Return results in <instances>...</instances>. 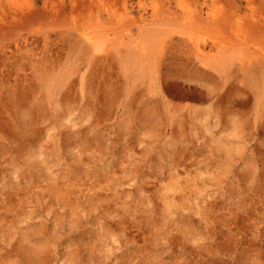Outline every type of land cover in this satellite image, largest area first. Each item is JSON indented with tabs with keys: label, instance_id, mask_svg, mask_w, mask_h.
<instances>
[{
	"label": "rangeland",
	"instance_id": "obj_1",
	"mask_svg": "<svg viewBox=\"0 0 264 264\" xmlns=\"http://www.w3.org/2000/svg\"><path fill=\"white\" fill-rule=\"evenodd\" d=\"M0 264H264V0H0Z\"/></svg>",
	"mask_w": 264,
	"mask_h": 264
},
{
	"label": "bare ground",
	"instance_id": "obj_2",
	"mask_svg": "<svg viewBox=\"0 0 264 264\" xmlns=\"http://www.w3.org/2000/svg\"><path fill=\"white\" fill-rule=\"evenodd\" d=\"M76 2H77V1H76ZM196 16H197V15H196ZM190 18H191V17H190ZM196 18H200V17L198 16V17H196ZM197 21H198V20H197ZM194 22H195V20H194ZM96 33H97V32H96ZM100 33H101V32H100ZM201 33H202V32H201ZM85 34H87V33H85ZM98 35H99V34H98ZM101 35H102V34H101ZM195 35H196V34H195ZM204 35H205V34H203V36H204ZM88 36H89V35H88ZM88 36H84V37H88ZM93 36H94V35H93ZM99 36H100V35H99ZM94 37H96V36H94ZM101 37H102V36H101ZM198 37H199V36H198ZM198 37H197V38H198ZM96 38H97V37H96ZM99 38H100V37H99ZM97 39H98V38H97ZM87 40H88V42H89V45H90V44H93V43L96 42V39H95V38H92V37H91V38L89 37ZM197 40H198V39H197ZM214 41H215V40H214ZM85 42H86V41H85ZM88 42H87V43H88ZM137 43H138V42H137ZM143 43H144V42H143ZM146 45H147V44H146ZM137 46H138V45H137ZM141 46H142V45H141ZM147 46H148V45H147ZM147 46H146V47H147ZM196 46H197V45H196ZM228 51H229V50H228Z\"/></svg>",
	"mask_w": 264,
	"mask_h": 264
}]
</instances>
